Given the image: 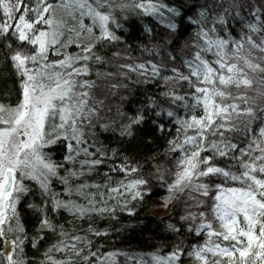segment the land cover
I'll return each mask as SVG.
<instances>
[{"label": "snow or ice", "instance_id": "snow-or-ice-1", "mask_svg": "<svg viewBox=\"0 0 264 264\" xmlns=\"http://www.w3.org/2000/svg\"><path fill=\"white\" fill-rule=\"evenodd\" d=\"M134 40L142 61L106 59ZM0 56L19 81L0 103V264H117L97 220L159 194L121 159L137 131L167 144L155 175L184 210L166 230L188 234L140 264H264V0H0ZM93 75L144 87L101 123Z\"/></svg>", "mask_w": 264, "mask_h": 264}, {"label": "trees", "instance_id": "trees-1", "mask_svg": "<svg viewBox=\"0 0 264 264\" xmlns=\"http://www.w3.org/2000/svg\"><path fill=\"white\" fill-rule=\"evenodd\" d=\"M153 23L155 22L153 21ZM157 31H159V26H157ZM144 42L151 47L150 41ZM132 43L136 48L135 51L129 49L127 44H121L114 49L121 53L120 59L113 58L111 52L108 53L106 59H109L113 64L142 61L147 54H142L140 50L141 41L134 40ZM125 56L131 57V59L124 60ZM109 70L115 72L116 68L101 69L102 72ZM92 79L96 84L92 96L100 109L101 123L118 121L120 116L117 108L119 107L123 111L128 107L126 102L121 103L120 97L131 96L135 89L144 87L143 84H131L127 90L121 88L117 92L111 88V84L118 82L119 77L105 78L93 75ZM18 91V79L6 65L4 58L0 56V103H16ZM114 93L116 94L114 95ZM103 139L100 137L97 144H100ZM104 143L107 145L109 142L104 141ZM117 146L116 143H111V148ZM119 147L121 148V159L127 157L130 161H135V166H139L143 176L150 180L152 191L159 194L146 197L143 203L131 201L129 197V207L133 209L135 215L129 216L126 211L118 210L117 220L98 219L95 226L109 234L106 241L101 239L105 251H118L126 254L116 257L117 264H140L141 260H148V254L156 252L158 248L163 249L166 254L171 251L170 245L178 240L183 241L188 238L186 231L181 236H173L166 230L169 223H176L179 226V217L184 210L183 198L180 193H175L169 199L167 185H161L156 178L157 168L166 173L172 167L169 163L170 154L166 153L167 144L164 139L159 137L158 133L154 134L149 142L142 131H137L135 138L125 137L124 143ZM116 179L118 180L120 177H116ZM156 200L163 203L162 209H167L158 213L159 208L154 203ZM170 203L172 205L168 206ZM166 245L169 247H165ZM185 264H189L186 256Z\"/></svg>", "mask_w": 264, "mask_h": 264}, {"label": "rangeland", "instance_id": "rangeland-1", "mask_svg": "<svg viewBox=\"0 0 264 264\" xmlns=\"http://www.w3.org/2000/svg\"><path fill=\"white\" fill-rule=\"evenodd\" d=\"M154 203L158 206L157 208H159L158 213L167 209V208L166 209H162L163 208V203L161 201L156 200V201H154ZM171 205H172V203H170V205H168V206H171ZM166 212H168V211H166Z\"/></svg>", "mask_w": 264, "mask_h": 264}]
</instances>
